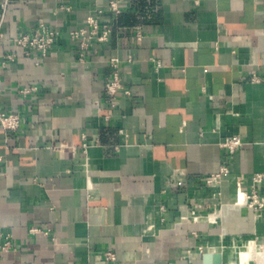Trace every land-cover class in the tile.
<instances>
[{
    "label": "crops",
    "instance_id": "obj_1",
    "mask_svg": "<svg viewBox=\"0 0 264 264\" xmlns=\"http://www.w3.org/2000/svg\"><path fill=\"white\" fill-rule=\"evenodd\" d=\"M108 1L0 0V61L15 55L0 64V109L21 119L0 128V244L13 246L0 264H202L206 251L239 264L264 241V209L234 203L236 179L248 191L264 173V0H123L79 61L68 33ZM40 18L59 31L45 58L14 41ZM114 58L130 95L111 107ZM232 135L230 173L207 184ZM194 204L216 221H181ZM259 246L247 264H264Z\"/></svg>",
    "mask_w": 264,
    "mask_h": 264
},
{
    "label": "built area",
    "instance_id": "obj_2",
    "mask_svg": "<svg viewBox=\"0 0 264 264\" xmlns=\"http://www.w3.org/2000/svg\"><path fill=\"white\" fill-rule=\"evenodd\" d=\"M9 0H5L3 7L8 3ZM123 0H109L106 6L101 7L93 5L89 7L88 15L85 19V25L69 31L68 37L73 41L77 47V56L79 61H84L85 56L88 54L89 49L94 41L102 42L106 41L111 31L112 21L122 12ZM69 10V7H65ZM110 14L111 19H105L104 15ZM0 19V24H1ZM59 37V31L52 27L51 24L47 23L42 18L38 19L36 25L28 32L22 33L15 37L14 41L18 47L24 48L27 54L32 51L39 53V58L47 57L48 53L54 48L57 39ZM14 54H5L0 64L6 66L9 61L14 59ZM132 55L127 56V63L132 61ZM38 63V61H36ZM112 72L104 83V93L111 107L115 105V100L118 95H130V91L126 89L121 82V63L119 59L114 58L110 61ZM156 68L162 66V62L159 60L155 61ZM256 80V77H253ZM35 87H24L20 90L23 94H28L35 90ZM21 119L18 113L6 112L0 109V128L6 131H14L20 128ZM242 145V141L238 135H232L226 137L221 146L226 152L225 161L220 165L219 170L216 173L207 174L203 177V181L207 184L218 185L221 182L222 176L229 174L230 160L233 153L238 147ZM87 147V144H83V149ZM1 158V157H0ZM264 182V173H256L250 180V189L244 190L242 187V179H236V194L242 193V203L235 201V204L246 205L252 208L254 211L264 209V194H260L261 184ZM223 205V204H221ZM200 205L194 204L188 216L181 217V221L185 222H198L204 218L208 222L216 221L217 217H210L214 213H207L205 216L199 212ZM37 228H32L31 231H37ZM13 246L9 240L4 241L0 244V249L8 251ZM200 251L203 252L202 246L199 247ZM190 252L189 250L187 251ZM102 257L106 261H114L116 255L112 251H105L102 253ZM166 264H188V263H175L167 262Z\"/></svg>",
    "mask_w": 264,
    "mask_h": 264
},
{
    "label": "bare ground",
    "instance_id": "obj_3",
    "mask_svg": "<svg viewBox=\"0 0 264 264\" xmlns=\"http://www.w3.org/2000/svg\"><path fill=\"white\" fill-rule=\"evenodd\" d=\"M242 199H243V194L242 193H238L236 201L238 200V203H242ZM212 217L213 216H211L210 218H212ZM248 248H249V250L247 252H242L241 253V255H240V263L239 264H247L251 254H254L255 252H257V250H259L261 247L258 244H256L254 242V240H253L250 243V245L248 246Z\"/></svg>",
    "mask_w": 264,
    "mask_h": 264
},
{
    "label": "water",
    "instance_id": "obj_4",
    "mask_svg": "<svg viewBox=\"0 0 264 264\" xmlns=\"http://www.w3.org/2000/svg\"><path fill=\"white\" fill-rule=\"evenodd\" d=\"M202 264H222L220 252L206 251L202 253Z\"/></svg>",
    "mask_w": 264,
    "mask_h": 264
},
{
    "label": "rangeland",
    "instance_id": "obj_5",
    "mask_svg": "<svg viewBox=\"0 0 264 264\" xmlns=\"http://www.w3.org/2000/svg\"><path fill=\"white\" fill-rule=\"evenodd\" d=\"M253 240H254V239H253ZM256 243L259 244V245H261V246H264V241H261V240H259V239L256 241ZM239 251H240V249H239V248H236V254H237ZM250 264H257V261L254 259V260L251 261Z\"/></svg>",
    "mask_w": 264,
    "mask_h": 264
}]
</instances>
